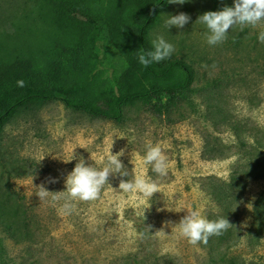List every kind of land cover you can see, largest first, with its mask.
Segmentation results:
<instances>
[{
	"label": "rangeland",
	"instance_id": "rangeland-1",
	"mask_svg": "<svg viewBox=\"0 0 264 264\" xmlns=\"http://www.w3.org/2000/svg\"><path fill=\"white\" fill-rule=\"evenodd\" d=\"M20 1L0 0V15ZM225 6H234V0L167 2L149 29L151 45L163 36L175 47L170 58H180L193 71L191 91L181 99L164 97L160 111L151 106L154 100H137L124 106L121 121H113L53 99L20 111L4 125L0 188L18 203L22 220L13 231L0 219V264H209L205 247L179 236L180 220L188 210L208 219L218 209L208 176L227 179L244 148L258 142L264 155V43L258 40L264 21L242 31L235 26L225 42L210 46L207 29L195 21ZM180 12L190 21L168 30L165 20ZM99 47L110 74L119 54L108 43ZM207 139L220 142L222 155L205 153ZM148 145H159L168 157L167 176L158 177L143 163ZM111 153H122L129 175H110L99 199L73 201L71 214H62L64 200L53 203L51 196L66 195L65 179L76 163L102 169ZM137 175L158 183L160 192L151 200L119 190L121 179ZM51 178L56 182H48ZM41 184L53 192L44 201L36 196ZM262 190L264 176L248 180L238 202L241 237L226 248V258L264 264V232L256 245L246 242Z\"/></svg>",
	"mask_w": 264,
	"mask_h": 264
},
{
	"label": "trees",
	"instance_id": "trees-1",
	"mask_svg": "<svg viewBox=\"0 0 264 264\" xmlns=\"http://www.w3.org/2000/svg\"><path fill=\"white\" fill-rule=\"evenodd\" d=\"M166 3L21 0L10 4L7 14L0 15V135L17 113L53 99L93 116L121 121L124 106L137 100H154L151 106L160 111L164 97L186 96L193 81L188 63L169 58L144 67L138 61L140 52L153 50L148 32ZM99 43L110 44L119 54L110 74L102 66ZM21 80L23 87L17 85ZM219 143L207 139L205 153L222 155L217 151ZM262 148L258 142L244 148L227 179L208 176L209 193L218 204L208 220L227 218L233 224L222 235L211 236L206 245L200 243L207 249L209 264H256L239 256L226 258L225 250L241 237L238 202L248 180L264 176ZM5 191L0 188V219L17 231L21 210ZM263 232L264 190L253 204L246 242L256 245Z\"/></svg>",
	"mask_w": 264,
	"mask_h": 264
},
{
	"label": "clouds",
	"instance_id": "clouds-1",
	"mask_svg": "<svg viewBox=\"0 0 264 264\" xmlns=\"http://www.w3.org/2000/svg\"><path fill=\"white\" fill-rule=\"evenodd\" d=\"M167 2L182 5L186 0H167ZM190 19L191 17L184 12L169 15L165 20V27L168 30L172 27L183 29ZM262 21H264V0H234V6H225L218 11H206L195 22L205 26L207 29L206 42L210 46H215L225 42L228 39V32L235 26H239L242 31L245 27L255 28ZM258 40L264 43V31L259 33ZM152 49L138 54V61L142 66L148 67L153 62L158 63L169 59L175 51L174 45L166 41L161 35L155 36L152 40ZM17 85L23 87L24 81H17ZM121 154L113 155L111 153L108 155L106 166L102 169L86 165L84 160H79L65 179L66 190L64 192L66 195H59L60 191L51 196L53 203L61 199L64 200L60 207L61 213L71 214L75 208L73 201L90 202L99 199L102 188L109 183L110 175L119 174L122 177H127L129 172L119 159ZM143 163L151 165V171L158 177H165L168 174V157L159 145L147 146ZM48 182L55 183L56 180L51 178ZM38 188L39 191L36 196L41 201L46 200L49 194L53 193L48 191L43 184ZM118 188L124 193L139 194L149 200H151L154 193L160 192L158 183L145 179L143 175H137L132 180L121 179ZM232 226L233 224L227 218L212 221L201 216L196 210H188L179 222V236L186 238L188 243L192 245L198 243L206 245L211 236L222 235Z\"/></svg>",
	"mask_w": 264,
	"mask_h": 264
}]
</instances>
